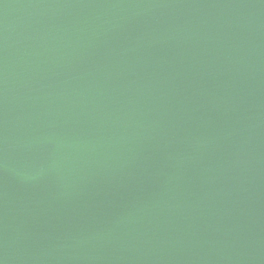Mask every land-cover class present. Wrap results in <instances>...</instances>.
Wrapping results in <instances>:
<instances>
[{
	"label": "water",
	"instance_id": "1",
	"mask_svg": "<svg viewBox=\"0 0 264 264\" xmlns=\"http://www.w3.org/2000/svg\"><path fill=\"white\" fill-rule=\"evenodd\" d=\"M0 264H264V0H0Z\"/></svg>",
	"mask_w": 264,
	"mask_h": 264
}]
</instances>
